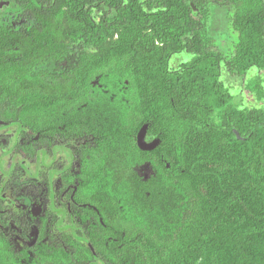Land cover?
<instances>
[{"label": "trees", "instance_id": "trees-1", "mask_svg": "<svg viewBox=\"0 0 264 264\" xmlns=\"http://www.w3.org/2000/svg\"><path fill=\"white\" fill-rule=\"evenodd\" d=\"M25 4V27L0 42V97L11 123L36 133L92 124L83 173L108 228L98 217L73 241L80 264H264V106L226 85L264 103L263 1L235 3L231 53L216 47L197 0ZM144 124L161 140L155 150L137 146ZM111 195L139 220L118 224L117 205L104 210ZM2 249L0 264H14ZM55 257L33 264H78Z\"/></svg>", "mask_w": 264, "mask_h": 264}, {"label": "flooded vegetation", "instance_id": "flooded-vegetation-1", "mask_svg": "<svg viewBox=\"0 0 264 264\" xmlns=\"http://www.w3.org/2000/svg\"><path fill=\"white\" fill-rule=\"evenodd\" d=\"M197 1L205 6L206 29L216 47L223 53H231L236 35L229 20L235 3L242 0ZM189 4L193 13L198 14L199 7L192 2ZM29 13L25 0H0V42L11 30L25 27ZM86 107L84 103L78 110ZM14 116L6 113V105L0 97V251L3 254L2 247L11 250V254L7 252V259L14 264L20 259L19 253L24 264H33L40 255L50 254L80 264L73 241L86 239V234L95 230L93 225L98 217L103 228H108L95 203V188L89 186V178L83 173L82 152L90 150L94 144L90 133L92 124H81L80 130L78 127L68 129L64 124L36 133L29 127L11 123ZM66 116L67 112L62 119ZM154 139L158 137L149 138L147 131L146 141ZM144 170L147 180L152 168L146 164ZM114 198L115 195L110 196L104 209L110 211L117 205L119 210L117 221L113 215L107 219L111 229L115 221L122 224L139 220L137 217L141 216L132 214L126 200L115 204ZM73 229L80 231L81 239L70 236ZM88 245L96 254L90 243ZM96 258L97 264H105L98 256Z\"/></svg>", "mask_w": 264, "mask_h": 264}, {"label": "rangeland", "instance_id": "rangeland-1", "mask_svg": "<svg viewBox=\"0 0 264 264\" xmlns=\"http://www.w3.org/2000/svg\"><path fill=\"white\" fill-rule=\"evenodd\" d=\"M179 58H180V55H175L174 58L172 59V61H176ZM184 58H186V56ZM93 83H94V85H100L99 78L96 81H94ZM236 84H237V86H236ZM239 84H241V83H239V82L233 83L231 81H229V83L226 84L227 86L234 87L233 92H236L238 94V98L235 99L236 101L240 100L239 97H242L244 99V101H243L244 104L248 107H252V106L263 107L264 106V103H262L261 101H258L256 99V96L251 95V94L249 95V93L241 94L244 91L243 90L244 84H241V85H239ZM239 87L242 89V92H239L238 90L235 89V88L239 89ZM238 102H240V101H238Z\"/></svg>", "mask_w": 264, "mask_h": 264}, {"label": "water", "instance_id": "water-1", "mask_svg": "<svg viewBox=\"0 0 264 264\" xmlns=\"http://www.w3.org/2000/svg\"><path fill=\"white\" fill-rule=\"evenodd\" d=\"M148 126V124H144L137 134V146L142 151H152L160 144L159 138L151 142L146 141Z\"/></svg>", "mask_w": 264, "mask_h": 264}]
</instances>
